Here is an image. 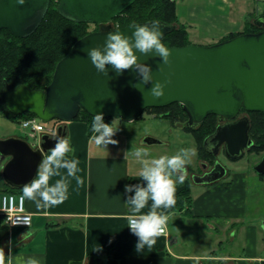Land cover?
Segmentation results:
<instances>
[{
    "label": "crops",
    "instance_id": "1",
    "mask_svg": "<svg viewBox=\"0 0 264 264\" xmlns=\"http://www.w3.org/2000/svg\"><path fill=\"white\" fill-rule=\"evenodd\" d=\"M176 8L190 40L199 45L242 33L258 11V5L247 0H176ZM61 127L72 141L70 158L79 160L76 176L60 170L68 183L67 199L46 207L26 199L32 216L29 228L9 229L0 216V245L7 254L11 242L17 264L29 255L42 257L43 264H264L263 175L228 171L210 184L193 183L187 176L176 185V204L163 209L169 217L167 233L137 252L138 237L128 231L130 206L124 186L143 182L138 147L149 149L146 158L159 157L160 151L144 142L131 143L136 139L122 126L114 136L118 143L109 144L107 151L92 141L86 123L71 121ZM8 138L12 136L0 137ZM39 144L32 147L38 149ZM8 161H0V193L10 187L3 178ZM182 191L190 192V205L187 197L178 206ZM28 231L31 235L23 240Z\"/></svg>",
    "mask_w": 264,
    "mask_h": 264
},
{
    "label": "water",
    "instance_id": "2",
    "mask_svg": "<svg viewBox=\"0 0 264 264\" xmlns=\"http://www.w3.org/2000/svg\"><path fill=\"white\" fill-rule=\"evenodd\" d=\"M58 13L73 23L101 25L79 39L70 52L58 63L53 80L45 89H30L21 84L11 88L4 80V98L7 110L21 116L34 114L43 123L73 121L81 110L89 115L103 112L105 119L135 121L149 108H163L178 103L188 115V128L202 124L209 116L219 118L216 130L204 140V150L216 157L221 149L230 160H238L251 149V121L239 117L241 111L264 114V14L254 23L261 30L242 33L232 39L211 45L189 44L167 46L169 62L164 63L154 51L147 54L137 50L139 60L152 67L153 81L143 84L137 71L126 69L118 74L111 65L108 74L97 71L88 55L92 47L105 43L108 31L120 30L130 35L136 24L113 28L110 23L138 0H57ZM52 0H0V30H7L16 38L31 36L41 25ZM155 22L163 32L162 40L176 26ZM156 81L164 83V94L154 96L151 88ZM137 84L139 88L135 87ZM59 127L54 136L43 135L39 148L34 149L22 138L0 139L3 178L8 186L22 190L35 175L42 157L50 152L56 137L65 136ZM147 145L162 144L153 137H145ZM209 145H212L210 148ZM264 175V157L254 169ZM226 176L219 162L213 176L194 179L196 183L210 184Z\"/></svg>",
    "mask_w": 264,
    "mask_h": 264
},
{
    "label": "clouds",
    "instance_id": "3",
    "mask_svg": "<svg viewBox=\"0 0 264 264\" xmlns=\"http://www.w3.org/2000/svg\"><path fill=\"white\" fill-rule=\"evenodd\" d=\"M25 2L26 0H18L19 4ZM151 25L136 24L130 35L120 30L108 31L102 46L88 50V55L97 71L107 75L109 65L118 74L134 68L143 84L151 83L154 79L152 67L139 60L137 50L145 54L154 51L164 63H168L170 57V49L162 40L161 28L155 22ZM134 86L139 88L137 84ZM164 86L163 82L156 81L151 88L152 94L157 97L162 96ZM114 120L107 122L104 113L99 112L93 115L90 125V131L93 133L92 141L106 151L109 144L118 143L114 136L119 131V127L114 124ZM55 139V145L38 163L35 175L22 187L23 198L34 201L37 207H46L67 199L68 183L60 170L65 169L68 177L76 176L79 171V160L69 156L73 151L71 138L65 135ZM209 147L211 148L212 145ZM148 153L149 149L143 146L135 151L141 164L140 176L143 182L124 186L127 194L126 203L130 206L129 228L138 237L137 252H142L146 247L155 244L156 237L165 230L169 217L163 209H169L176 204V185L186 179L188 174L186 165L196 154V148L182 147L172 155L146 158ZM4 157L5 154L0 152V161H3ZM57 176L60 178L50 183L52 178ZM149 201H151L149 210L142 212ZM18 222L21 221H13V224ZM30 235L28 231L22 234V239L27 240ZM10 244L11 242L7 254L5 246L0 245V264H17ZM20 264H43V259L38 255H29L23 258Z\"/></svg>",
    "mask_w": 264,
    "mask_h": 264
},
{
    "label": "trees",
    "instance_id": "4",
    "mask_svg": "<svg viewBox=\"0 0 264 264\" xmlns=\"http://www.w3.org/2000/svg\"><path fill=\"white\" fill-rule=\"evenodd\" d=\"M57 7L58 1L52 0L45 19L39 28L27 38H16L5 29L0 30V111L2 115L11 118L15 122L22 118L34 117L35 115L26 113L16 116L7 110L4 98V80L7 81L11 88L21 84L26 85L30 89L47 88L53 80L58 63L70 52L79 39L90 33L87 28L90 24H78L64 19L58 13ZM115 20L120 21L119 28L150 21H162L176 26L164 39L166 46L183 47L192 44L187 26L180 22L177 15L176 0H138ZM254 21L248 22L246 29L242 33L259 32L261 28ZM242 33L228 35L220 42L232 39ZM173 108L176 109L163 113L160 119L169 120L173 127L183 125L186 131L194 134L199 149L198 157L204 159L212 157L204 150L203 143L205 138L215 131L218 125L217 116H209L198 126L197 130H194L187 127L188 115L178 103L163 108H149L146 111H165ZM250 116V138L254 141L251 149L264 150V114L254 112L250 113ZM92 119L93 116L89 115L85 110H81L73 121L86 123L88 133L93 135L90 131ZM105 120L112 122L113 119ZM8 191L16 193L17 189L8 187ZM189 193V191H182L179 194L178 206L187 197L190 205L191 198Z\"/></svg>",
    "mask_w": 264,
    "mask_h": 264
},
{
    "label": "rangeland",
    "instance_id": "5",
    "mask_svg": "<svg viewBox=\"0 0 264 264\" xmlns=\"http://www.w3.org/2000/svg\"><path fill=\"white\" fill-rule=\"evenodd\" d=\"M56 2V1H55ZM247 2H255L258 5L257 13H253L250 16L249 22H253L257 16H260L264 13V3H257L255 0H247ZM113 28H119L120 21L114 20L110 23ZM89 32L99 31L100 26L90 24L87 26ZM192 44L193 41H191ZM199 45V44H197ZM176 108L160 111V110H150L146 111L141 115V118H137L135 121L127 122L126 120H114V124L117 127L122 126L124 128L125 134L132 135L136 142L131 139V143L137 145L139 142H142L145 137H153L162 142V144H155L151 147L158 149L160 152L159 155H172L175 154L180 148L182 147H195L196 154L191 158V161L187 164L191 167L192 171L197 167L198 164V145L196 143V139L194 134L186 131L183 128V125H178L177 127H173L169 120L160 119V116L163 113H167L169 111L175 110ZM248 116L251 118L250 113H241L239 117ZM42 122V121H41ZM43 123V122H42ZM47 129L54 130V135L57 133L59 127H61L63 122L60 121H51L48 123H43ZM18 137L27 140V142L31 145H37L40 139H33L27 136L24 133V130L20 126L19 122H15L11 118H8L2 115L0 111V137ZM130 137V138H133ZM147 146V145H146ZM264 157V150H256V149H247L245 150V154L242 158L238 160H230L226 157L223 151L219 155V161L224 165L229 172H255L254 168L261 162L262 158ZM257 176H261L256 173ZM264 176V175H263ZM194 183V182H193Z\"/></svg>",
    "mask_w": 264,
    "mask_h": 264
},
{
    "label": "built area",
    "instance_id": "6",
    "mask_svg": "<svg viewBox=\"0 0 264 264\" xmlns=\"http://www.w3.org/2000/svg\"><path fill=\"white\" fill-rule=\"evenodd\" d=\"M255 1L257 3H264V0ZM18 122L24 130V133L33 139H38L43 133L49 135L54 134V130L47 129L36 116L22 118ZM0 216L3 217L4 223L9 229L17 227L29 228L32 226V216L26 210V198H23V195L20 193H11L9 191L0 193ZM17 220L21 222L13 224V221ZM128 231L130 234L135 235L129 228V219ZM166 233L167 228L160 235H165Z\"/></svg>",
    "mask_w": 264,
    "mask_h": 264
},
{
    "label": "flooded vegetation",
    "instance_id": "7",
    "mask_svg": "<svg viewBox=\"0 0 264 264\" xmlns=\"http://www.w3.org/2000/svg\"><path fill=\"white\" fill-rule=\"evenodd\" d=\"M100 26V30L102 28L101 25ZM99 30V31H100ZM241 113H246L245 111H241ZM246 116V115H245ZM217 120H218V125L220 124L219 123V118L217 117ZM217 125V126H218ZM199 127H195L193 128L194 130H197ZM217 128V127H216ZM216 130V129H215ZM192 134V132H190ZM223 151L224 153V150L221 149L220 153ZM225 154V153H224ZM220 155V154H219ZM219 155L214 157H209L208 159H204V158H200L198 157V164H197V167L192 171L191 167L186 165L187 167V176L189 178L190 181L194 182V179H199V178H203L205 176H207L208 178H210L211 176H213V172H215V166L216 164L219 162L222 166H224L220 161H219ZM226 169V168H225ZM228 172V169H226V173Z\"/></svg>",
    "mask_w": 264,
    "mask_h": 264
}]
</instances>
